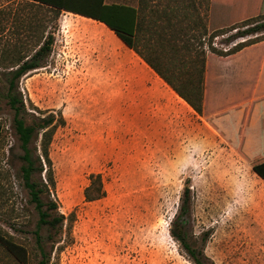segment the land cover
<instances>
[{
	"label": "rangeland",
	"instance_id": "obj_1",
	"mask_svg": "<svg viewBox=\"0 0 264 264\" xmlns=\"http://www.w3.org/2000/svg\"><path fill=\"white\" fill-rule=\"evenodd\" d=\"M193 1V7L189 0H148V6L179 18L193 13L209 33L255 17L259 8L257 0H210L208 13L206 0ZM13 4L0 0V9ZM16 31L17 22L0 20V52ZM49 31L53 45L45 66L19 82L27 109L60 112L64 120L49 157L58 209L73 222L69 232L46 241L49 264H192L170 235L186 185L187 233L198 244L205 240L207 263L264 264V183L209 126L210 105L197 114L99 22L62 12ZM234 32L214 37L213 47L226 50L245 40L233 38ZM208 37L201 41L211 76L231 75L264 52L262 44L218 61ZM136 47L149 55L143 42ZM165 51L156 62L179 87L189 73L181 53L171 59ZM12 117L0 97V235L26 249L24 264H38L37 216L17 175L21 152ZM91 174L100 175L105 196L87 202L83 191ZM0 264L19 263L0 247Z\"/></svg>",
	"mask_w": 264,
	"mask_h": 264
},
{
	"label": "trees",
	"instance_id": "obj_2",
	"mask_svg": "<svg viewBox=\"0 0 264 264\" xmlns=\"http://www.w3.org/2000/svg\"><path fill=\"white\" fill-rule=\"evenodd\" d=\"M13 1L14 9H0V20L15 21L19 29L15 32L14 39L0 52V97L13 112L11 128L21 152L18 156L20 166L17 175L37 216L33 235L40 257L38 264H49L50 254L46 253V241L53 243L54 236L69 232L73 222L72 214L65 216L58 209L49 157V146L54 132L64 124V120L60 112L27 109L19 91V82L28 73L45 66L53 45V35L49 30L57 23L60 14L68 12L101 23L200 115L206 65V53L201 38L209 36V51L218 57H227L264 41V0L256 1L259 8L255 17L211 33L208 32L207 24H203L201 20L194 22L193 13L191 17L187 16V24L185 16L175 22L176 12L165 8L157 11L155 6L144 8L145 0H139L137 7L120 3L107 4L105 0ZM194 2L189 0L191 7ZM206 3L209 13L211 2L206 0ZM234 30L231 34L233 38L245 40L226 50L213 47L214 37ZM138 41L143 42V48L149 55L138 50ZM167 48L170 50L171 59H176L181 53L180 62L185 68L184 74L189 73L187 78L181 80L183 83L179 87L173 83L170 74L165 73L156 62ZM174 65L170 63L171 67ZM193 77L195 79L191 80ZM207 123L246 161L263 159L252 166V171L264 182V149L261 151L264 143V97L209 116ZM1 131L0 127V134ZM83 196L87 202L97 201L105 196L99 174L89 176V184L84 189ZM189 209L190 190L186 185L181 196L179 213L171 221L170 235L192 264H208L203 252L205 240L202 239L198 244L187 233L185 215ZM42 230L47 233L45 239L40 236ZM0 247L19 264L27 262L26 249L10 238L0 235Z\"/></svg>",
	"mask_w": 264,
	"mask_h": 264
},
{
	"label": "crops",
	"instance_id": "obj_3",
	"mask_svg": "<svg viewBox=\"0 0 264 264\" xmlns=\"http://www.w3.org/2000/svg\"><path fill=\"white\" fill-rule=\"evenodd\" d=\"M138 2L139 0L135 3L130 2L126 4L137 7ZM106 3L110 4L108 2ZM151 3L153 4L154 2ZM143 7H150L148 6V0L144 1ZM179 19V17H176L174 21L177 22ZM185 24H187V16H185ZM262 44H264V41L246 47L243 50L227 57L216 56V58L218 61L227 62L231 59L242 56L241 53L245 49L260 46ZM207 58L208 56H206L202 107L204 113H206V105H210L209 111L207 112L208 116H212L219 112L229 110L249 103L255 99L264 97V52L257 55L253 60L249 58L247 63L245 62L239 70L233 69V73L231 75L224 77L211 76V73L209 74V61ZM263 149L264 143L263 147H261V151H263ZM262 161L263 159L260 158L252 161L251 168L253 165Z\"/></svg>",
	"mask_w": 264,
	"mask_h": 264
}]
</instances>
